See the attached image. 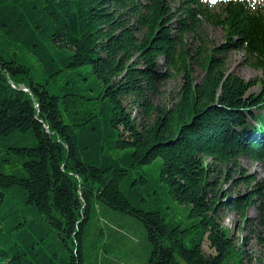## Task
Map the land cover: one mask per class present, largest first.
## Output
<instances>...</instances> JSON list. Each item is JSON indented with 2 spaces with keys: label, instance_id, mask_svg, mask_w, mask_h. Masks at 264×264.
<instances>
[{
  "label": "trees",
  "instance_id": "trees-1",
  "mask_svg": "<svg viewBox=\"0 0 264 264\" xmlns=\"http://www.w3.org/2000/svg\"><path fill=\"white\" fill-rule=\"evenodd\" d=\"M172 1L0 0V264L109 261L125 242L116 216L143 229L146 264H245L249 238L264 248V183L237 163L264 161V8L227 0L214 17L203 0ZM201 17L226 44L199 60L184 40ZM231 50L263 77L227 73ZM175 73L174 103L156 105ZM220 168L242 175L244 196L219 188Z\"/></svg>",
  "mask_w": 264,
  "mask_h": 264
},
{
  "label": "rangeland",
  "instance_id": "rangeland-1",
  "mask_svg": "<svg viewBox=\"0 0 264 264\" xmlns=\"http://www.w3.org/2000/svg\"><path fill=\"white\" fill-rule=\"evenodd\" d=\"M225 1L226 0H216V2L213 3L212 0H206L207 5L205 6H207L208 11L212 16L221 17L223 15L222 12ZM249 2L253 10L264 7V0H249ZM171 5L177 7V3L172 0ZM201 20L200 30H198L196 34L187 35L184 40L187 49L192 51L195 59L199 60L204 57L206 53L213 51L216 47H221L226 44L225 32L220 26L214 25L212 22L204 19V17H201ZM224 61L227 73H235L246 81L261 79L263 77L261 71L252 69L244 64V54L241 51H229L226 54ZM193 66L196 78L201 81L204 76L202 68L197 62H194ZM183 76V73H175L171 78L160 84L158 86V94L152 97L154 103L162 107H171L176 98V94L180 91L183 85ZM257 92L258 88H254L250 91V94ZM131 102H127L126 105L128 109L133 112L134 116L137 117L138 110L132 106ZM237 163L245 172H247L246 177L250 180L257 179L260 183H264V161L257 163L246 157H242ZM207 164H212V161L210 159L207 160ZM158 165H160V161L158 164L151 165L147 168L151 170L152 183L155 181V178L158 177ZM220 170L223 171V177L220 180L219 188L222 187L232 199H235L240 195L244 196L247 193V186L243 184L239 187L235 186L236 182L241 181L240 179L242 175L233 172L231 176H229L230 178H228V172L222 168H220ZM162 205L165 208H176V205L166 197L164 198V203ZM185 215L186 214H182L180 217H184ZM221 218V223L231 230L233 235L241 240L238 242L239 244H243L245 239H247V234L246 232L243 233L238 230L240 219L236 213L230 210H225ZM249 218L252 220L251 222L253 224H257L258 213L255 209L250 211ZM114 220L118 223L117 225H120L122 228L120 232L124 236L125 242L117 246L115 245V250L111 258H108L109 261L101 259L98 264H146L148 247L143 229L138 223L129 217L124 218L116 216V219L108 218L111 225L116 224ZM203 250L206 255H215V250L211 248L208 242L204 243ZM245 251V264H264V248L255 239L249 238L247 240ZM85 264H92V262L86 261Z\"/></svg>",
  "mask_w": 264,
  "mask_h": 264
},
{
  "label": "snow or ice",
  "instance_id": "snow-or-ice-1",
  "mask_svg": "<svg viewBox=\"0 0 264 264\" xmlns=\"http://www.w3.org/2000/svg\"><path fill=\"white\" fill-rule=\"evenodd\" d=\"M212 2H213V3H215V2H216V0H212Z\"/></svg>",
  "mask_w": 264,
  "mask_h": 264
},
{
  "label": "water",
  "instance_id": "water-1",
  "mask_svg": "<svg viewBox=\"0 0 264 264\" xmlns=\"http://www.w3.org/2000/svg\"><path fill=\"white\" fill-rule=\"evenodd\" d=\"M20 90H26V89H24V88H21Z\"/></svg>",
  "mask_w": 264,
  "mask_h": 264
}]
</instances>
